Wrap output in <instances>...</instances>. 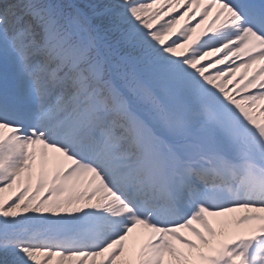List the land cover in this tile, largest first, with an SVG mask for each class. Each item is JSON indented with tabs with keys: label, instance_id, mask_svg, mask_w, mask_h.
<instances>
[{
	"label": "snow or ice",
	"instance_id": "1",
	"mask_svg": "<svg viewBox=\"0 0 264 264\" xmlns=\"http://www.w3.org/2000/svg\"><path fill=\"white\" fill-rule=\"evenodd\" d=\"M261 61L264 0H0V264H264Z\"/></svg>",
	"mask_w": 264,
	"mask_h": 264
}]
</instances>
